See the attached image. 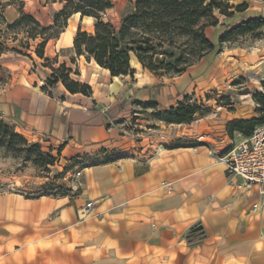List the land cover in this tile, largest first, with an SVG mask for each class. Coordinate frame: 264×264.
Segmentation results:
<instances>
[{
	"label": "crops",
	"instance_id": "0c3cea01",
	"mask_svg": "<svg viewBox=\"0 0 264 264\" xmlns=\"http://www.w3.org/2000/svg\"><path fill=\"white\" fill-rule=\"evenodd\" d=\"M8 1L0 0L1 32H9L5 23L19 16L18 6ZM21 1L22 10L40 24L52 23V15L43 22L29 11L28 0ZM260 2L255 12L233 23L208 26L212 42L227 26L264 16V0ZM66 27L49 53L51 39L46 42L44 57L56 59L60 49L72 47L73 39H63ZM5 55L0 52V58ZM22 57L18 62L25 66H9L11 77L0 88V119L28 141L48 150L61 147L60 157L94 154L100 161L108 154L111 159L87 163L91 160L86 156L72 196L0 194V264H264V193L255 186L244 188L241 177L226 170L214 154L221 147L163 144L164 133L151 134L128 156H120L112 150L122 142L120 134L108 129L79 103L84 102L79 93H69L61 82L43 87L41 79L50 71L43 66L42 71H31ZM211 62H218L220 76L210 75ZM263 63L264 38L248 47L226 46L176 76L170 90L188 91L199 77L221 84L233 74L245 75L248 68L254 88L240 95H249L253 102L261 81L257 69ZM99 68L114 81L127 77L110 76ZM227 113L231 119L257 116L238 107ZM88 200L94 205L86 213ZM253 202L259 204L255 211Z\"/></svg>",
	"mask_w": 264,
	"mask_h": 264
},
{
	"label": "rangeland",
	"instance_id": "374dc122",
	"mask_svg": "<svg viewBox=\"0 0 264 264\" xmlns=\"http://www.w3.org/2000/svg\"><path fill=\"white\" fill-rule=\"evenodd\" d=\"M134 1L112 0L113 7L102 13V19L118 25L121 17L131 10ZM230 3L234 5L246 3V8L242 10L241 14L234 13V16L229 17L215 11L214 14L218 18L216 27L222 26L221 22L223 21L224 24L233 23L239 19L240 15L255 12L261 2L260 0H236L237 4H235L234 0H230ZM28 8L30 12L45 22L50 15H53L54 11L60 8V4L46 3L45 0H28ZM94 22V18L81 17L80 14L72 15L67 20L68 24L75 27L74 33L78 27L91 32ZM17 32L18 34L13 36L11 30L9 32L0 30V39H2L0 51L6 54L0 58V88L5 86L11 77L12 70L9 66L15 64L25 66L23 62H18L22 56H25L22 58L27 61L29 69L33 72H36V68L42 71L41 66H43L51 74L50 64L53 67H58L61 64L59 62L64 61L62 63L70 69L69 76L81 79L82 82L87 81L86 83H89L92 89V94L87 98L82 97L79 93L78 97L84 99V102L79 103L84 104L89 111L100 117L102 123L113 133L120 134L122 142L112 149L120 156H128L129 152L141 145L143 136L151 134L164 133L166 136L162 139V143L175 146L219 148L230 142L237 143L242 135L236 131L228 132L226 126L232 119L227 111L236 110L238 107L239 112L248 113L249 110H252L256 112V115L259 114L256 111V101L252 99L253 102H251L249 95H240L249 93L250 89L254 88L255 82L249 76L248 68H245L248 71L245 75L236 76L233 74L221 84L213 82V79L199 77L197 83L195 85L192 83L188 91L176 94L170 90L176 76L153 75L143 69L135 59H132L131 62L135 70L133 76L127 75V77H121L119 81H114L93 60L88 61L84 56H77L72 47L60 49L56 54V59L50 58L49 62L45 58L38 57L35 54V48L40 37L25 38L23 30ZM205 34L210 40L212 39L210 28L205 29ZM261 38H264V27L255 32L236 35L223 42L221 46H219L218 37H216L213 40L215 46L211 53L217 55L226 46H252L255 40ZM55 47L56 42L53 38L49 44L48 53ZM63 56L65 60H62ZM217 65L218 62L210 63V66L214 67L210 73L211 76H220V72L216 70ZM261 68L262 66L257 71ZM261 81L258 89L253 92L252 98L255 93L264 90ZM55 86L48 85L49 88ZM240 88L242 89L240 90ZM179 101L195 103L200 106V110L189 123L168 124L154 114L176 106ZM139 102H155L156 104L143 106ZM39 146L43 153L49 152L52 156L51 164L46 166L43 164L44 161H49L48 159L39 158L38 162H35L33 159L37 156L34 150L12 152L0 147V194L8 193L24 198L36 195L60 196L61 193L72 196L79 187L80 174L76 175V172L80 171L82 165L85 164L82 162L86 156H89V159L86 160H91L87 163L107 162L111 159L108 154H103V159L100 161H95L94 154L65 156L67 153H64V156L60 157L57 147L49 151L40 143ZM100 150L102 149H98V151Z\"/></svg>",
	"mask_w": 264,
	"mask_h": 264
},
{
	"label": "trees",
	"instance_id": "16d2710c",
	"mask_svg": "<svg viewBox=\"0 0 264 264\" xmlns=\"http://www.w3.org/2000/svg\"><path fill=\"white\" fill-rule=\"evenodd\" d=\"M18 6L19 16L5 28L14 35L23 30L25 38L40 37L35 54L44 57V47L49 39L58 37L67 25L68 18L79 13L95 19L91 32L77 28L72 48L77 56L93 60L99 67L108 69L110 76H133L131 60L135 59L143 69L156 76H178L189 66L196 64L214 49V43L206 36L208 26L218 24L214 12L232 16L246 8V3L234 5L230 0H135L131 10L121 17L120 23L114 25L102 19V13L113 7L112 0H45L46 3L57 2L60 8L54 11L52 23L40 24L32 15L22 10L21 0H9ZM231 9H234L233 11ZM264 27V16L249 17L231 26L218 36V44L230 40L236 35L255 32ZM27 46V42L25 43ZM1 47V44H0ZM1 49V48H0ZM1 52V51H0ZM51 74L45 79L43 87L61 82L69 93L92 94L90 85L69 76L70 69L61 63L58 67L50 64ZM264 89V79L261 81ZM187 97V95H185ZM259 114L256 117L232 119L226 126L229 133L248 136L254 127L264 122V90L253 96ZM143 106H154L155 102H139ZM200 110L195 103L179 101L176 106L154 113L165 123H189ZM0 147L12 152L34 150L43 164H51L52 156L43 153L38 142L28 141L9 124L0 119ZM61 147L57 148L60 152ZM51 149H49L50 151ZM60 195H64L61 193ZM40 195H36L37 197Z\"/></svg>",
	"mask_w": 264,
	"mask_h": 264
},
{
	"label": "built area",
	"instance_id": "2783aa9c",
	"mask_svg": "<svg viewBox=\"0 0 264 264\" xmlns=\"http://www.w3.org/2000/svg\"><path fill=\"white\" fill-rule=\"evenodd\" d=\"M260 78L264 79V63ZM45 79L41 81L45 83ZM214 154L228 172L241 177L244 188L250 189L255 186L260 194L264 193V122L256 125L250 135L241 137L237 143L230 142L224 145ZM79 174L80 171H77L76 175ZM93 205V201H86L84 211L89 213ZM258 208V202L251 204L253 211Z\"/></svg>",
	"mask_w": 264,
	"mask_h": 264
},
{
	"label": "bare ground",
	"instance_id": "6f19581e",
	"mask_svg": "<svg viewBox=\"0 0 264 264\" xmlns=\"http://www.w3.org/2000/svg\"><path fill=\"white\" fill-rule=\"evenodd\" d=\"M76 14H79V13H76ZM74 29L75 27L71 24H69L67 27H66V31L65 33L63 34V39H66L69 41V39H73V36H74ZM63 33V32H62ZM66 42V41H65ZM67 43V42H66ZM72 43V42H71ZM132 62V60H131ZM99 67V66H98ZM105 71L109 72L108 69H105Z\"/></svg>",
	"mask_w": 264,
	"mask_h": 264
}]
</instances>
